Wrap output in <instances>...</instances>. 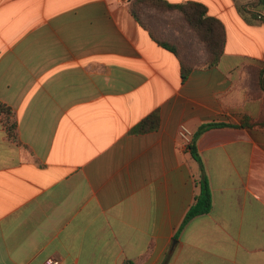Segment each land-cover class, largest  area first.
I'll return each instance as SVG.
<instances>
[{"label": "crops", "instance_id": "1", "mask_svg": "<svg viewBox=\"0 0 264 264\" xmlns=\"http://www.w3.org/2000/svg\"><path fill=\"white\" fill-rule=\"evenodd\" d=\"M130 1L0 0V105L18 138L0 115V264H264V128L243 125L264 112V23L241 10L254 0H165L225 29L218 65L184 82L146 19L172 15L189 51L203 45L176 12L141 25ZM154 112L158 127L133 133ZM211 122L228 125L196 141L211 211L175 239L199 192L179 130Z\"/></svg>", "mask_w": 264, "mask_h": 264}, {"label": "trees", "instance_id": "2", "mask_svg": "<svg viewBox=\"0 0 264 264\" xmlns=\"http://www.w3.org/2000/svg\"><path fill=\"white\" fill-rule=\"evenodd\" d=\"M129 7L133 17L142 24V14L147 12L148 8L157 12H176L179 17L184 21L191 31L195 32L197 39L203 45L206 52V59L200 65H194L188 60H185L181 54V51L173 43L159 40L153 31L145 27L151 38L162 48L171 52L179 61L181 66V79L184 82L187 79L189 72L195 67L210 68L218 65L221 55L223 52L225 44V29L223 24L214 17L207 16V8L198 2H187L172 4L165 0H131ZM257 7H264V0H254L249 6L241 7L243 12H248L250 17L254 20H258L264 23V16L256 9ZM255 84L264 95V61L262 62V67L256 71ZM0 115L2 119L3 126L7 132L8 138L14 142L18 143L17 138V120L15 114L8 106L0 105ZM159 124V116L157 112H154L144 119H142L139 124H137L133 133H147L155 130ZM243 125L248 128L259 127L264 128V112L262 118L258 122H251L248 119L243 121ZM227 124L211 122L203 124L198 127L196 132L192 135L191 142L188 145V149L192 159L198 164L199 167V179L198 187L199 192L195 196L193 203L189 206L183 221L177 230L175 239L178 237L184 226L193 218L208 214L212 207V197L211 190L209 187V182L201 158L199 156L196 141L198 137L205 131L213 128L227 127ZM123 264H134L132 261H125ZM164 264V263H163Z\"/></svg>", "mask_w": 264, "mask_h": 264}, {"label": "rangeland", "instance_id": "3", "mask_svg": "<svg viewBox=\"0 0 264 264\" xmlns=\"http://www.w3.org/2000/svg\"><path fill=\"white\" fill-rule=\"evenodd\" d=\"M148 10L153 12L152 9L148 8ZM166 13L167 12H162V14H166ZM161 16L162 17L165 16V18H162ZM161 16H158L155 13H152V15H150V17L146 19V20H157V22H155L154 24H151V27L155 30L153 31L155 36L159 40H164V41L173 43L175 46H177L179 50L181 51L182 56L185 53L186 56L183 57L185 60L190 61L194 65L202 64L207 57L206 52H205V55L200 57L198 55V51H189L188 44H193V42L189 41L190 34L187 32L184 25L178 24L177 19L174 20L172 15H161ZM177 16L179 15L177 14ZM184 24L188 29H190L189 26L185 22ZM193 34L195 35L196 33L193 32ZM197 42L200 43L199 40H197ZM195 53H197V55H194Z\"/></svg>", "mask_w": 264, "mask_h": 264}, {"label": "built area", "instance_id": "4", "mask_svg": "<svg viewBox=\"0 0 264 264\" xmlns=\"http://www.w3.org/2000/svg\"><path fill=\"white\" fill-rule=\"evenodd\" d=\"M179 136L181 140L185 143V145L188 146L189 143L191 142L192 133L185 126H181L179 130ZM46 264H58V263L54 260H48Z\"/></svg>", "mask_w": 264, "mask_h": 264}]
</instances>
